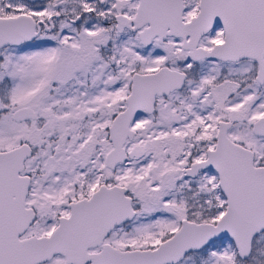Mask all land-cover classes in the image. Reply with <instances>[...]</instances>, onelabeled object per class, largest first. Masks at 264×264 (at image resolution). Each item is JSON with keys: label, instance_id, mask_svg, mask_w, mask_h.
<instances>
[{"label": "snow or ice", "instance_id": "6c2138e0", "mask_svg": "<svg viewBox=\"0 0 264 264\" xmlns=\"http://www.w3.org/2000/svg\"><path fill=\"white\" fill-rule=\"evenodd\" d=\"M0 264H264V0H0Z\"/></svg>", "mask_w": 264, "mask_h": 264}]
</instances>
